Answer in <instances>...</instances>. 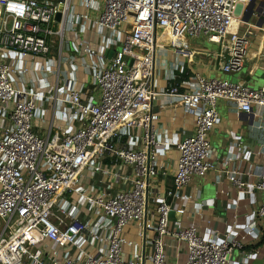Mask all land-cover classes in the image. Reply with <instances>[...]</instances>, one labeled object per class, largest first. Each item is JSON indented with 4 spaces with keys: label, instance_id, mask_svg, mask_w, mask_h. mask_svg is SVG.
<instances>
[{
    "label": "built area",
    "instance_id": "1",
    "mask_svg": "<svg viewBox=\"0 0 264 264\" xmlns=\"http://www.w3.org/2000/svg\"><path fill=\"white\" fill-rule=\"evenodd\" d=\"M253 1L0 0V264L257 258L243 248L264 219V149L263 165L245 166L235 146L220 162L208 135L219 101L252 113L264 87L194 71L178 81L189 39L218 45L222 73L241 70L254 25L233 27ZM209 170L227 199L260 191L257 210L238 215L230 199L222 230L204 219L189 183Z\"/></svg>",
    "mask_w": 264,
    "mask_h": 264
},
{
    "label": "crops",
    "instance_id": "2",
    "mask_svg": "<svg viewBox=\"0 0 264 264\" xmlns=\"http://www.w3.org/2000/svg\"><path fill=\"white\" fill-rule=\"evenodd\" d=\"M252 8L253 13L250 14L248 5L240 7L238 10L240 19L233 27L237 33H242L247 28V23L254 25V34L250 39L247 56L239 72L222 73L220 65L223 59L220 57L218 45L209 43L205 38L201 37L188 40V48L193 52V56L191 61H186L183 73H177L184 76L182 78L179 76L178 80L187 79L194 71L196 74L206 78H224L232 83L243 82L254 89L264 87V0H254ZM56 52L53 49L51 54L56 56ZM41 74L43 75L44 72H41ZM92 91L97 93L94 88ZM217 111L219 114L218 122L208 135V141L217 159L223 162L229 147L235 146L239 154H245V161L243 162L245 166L248 163L263 165L256 161L257 158L255 156L257 155V150L261 152V149H264V108L253 107L252 113L247 114L237 111L232 104L226 101H219ZM164 117L167 119V113ZM180 121L185 134L189 135L191 133V122L189 119ZM36 132L39 135L44 134L42 131L37 130ZM250 156L251 160H249ZM239 164H241V161ZM219 172L220 170H209L204 177L193 176L189 183V194L195 195L199 192L200 197L197 202L202 207L204 219L212 218L213 216L219 219L222 222L219 225V229L222 230L224 224L231 216V213L226 209L227 203L238 198L239 201L234 208L235 211L239 213L238 215H248L255 212L260 206L262 195L260 191L254 190L248 195L246 193L245 196H239L241 194L236 189L235 195L232 194L230 197L231 200L227 199L224 194L219 193L216 185L219 180ZM222 172L224 175V186L232 188L233 184L226 179V169ZM171 182V177H167L165 180L167 188L171 187ZM246 190L248 189L244 191ZM190 211L192 212V210ZM190 216L193 219V212ZM243 250L246 255L257 254V258L251 264L264 263V219L256 220L253 238L244 245ZM237 252L234 253L238 254Z\"/></svg>",
    "mask_w": 264,
    "mask_h": 264
},
{
    "label": "water",
    "instance_id": "3",
    "mask_svg": "<svg viewBox=\"0 0 264 264\" xmlns=\"http://www.w3.org/2000/svg\"><path fill=\"white\" fill-rule=\"evenodd\" d=\"M252 5H253V2H251L248 6H249V11H250V14L253 13V8H252ZM58 18V17H57ZM109 55V53H108ZM157 109H154L153 111L155 112ZM249 114V113H248ZM173 213H170V217H173ZM177 218H179V215H177Z\"/></svg>",
    "mask_w": 264,
    "mask_h": 264
},
{
    "label": "rangeland",
    "instance_id": "4",
    "mask_svg": "<svg viewBox=\"0 0 264 264\" xmlns=\"http://www.w3.org/2000/svg\"><path fill=\"white\" fill-rule=\"evenodd\" d=\"M216 47V46H215ZM220 79H224V78H220ZM224 80H226V79H224ZM87 81H91L90 80V77H88V80ZM86 88H90V91H92L93 90V88L92 87H90V86H88V83L86 84Z\"/></svg>",
    "mask_w": 264,
    "mask_h": 264
},
{
    "label": "trees",
    "instance_id": "5",
    "mask_svg": "<svg viewBox=\"0 0 264 264\" xmlns=\"http://www.w3.org/2000/svg\"><path fill=\"white\" fill-rule=\"evenodd\" d=\"M179 76H180V78L184 77V76H182V75H179ZM178 81H180V80H178Z\"/></svg>",
    "mask_w": 264,
    "mask_h": 264
},
{
    "label": "bare ground",
    "instance_id": "6",
    "mask_svg": "<svg viewBox=\"0 0 264 264\" xmlns=\"http://www.w3.org/2000/svg\"><path fill=\"white\" fill-rule=\"evenodd\" d=\"M44 74H45V72H44Z\"/></svg>",
    "mask_w": 264,
    "mask_h": 264
}]
</instances>
